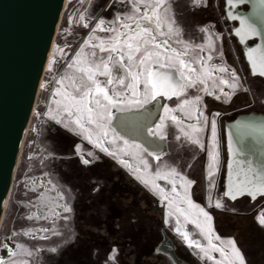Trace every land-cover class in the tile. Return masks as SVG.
I'll return each instance as SVG.
<instances>
[{"label": "snow or ice", "instance_id": "snow-or-ice-1", "mask_svg": "<svg viewBox=\"0 0 264 264\" xmlns=\"http://www.w3.org/2000/svg\"><path fill=\"white\" fill-rule=\"evenodd\" d=\"M195 2L197 5L201 4V0H195ZM227 2L230 7H235L237 4L244 3L245 0H227ZM261 2L264 3V0ZM130 4L129 12L117 15L111 21L98 19L93 34L84 41L85 47L90 46L94 51L86 54L85 47H81L75 58L66 65L67 69L72 70V74L65 72L53 77L59 87L52 95L58 99H54L55 109L50 110L46 115L56 124L62 125L76 135L83 136L100 152L116 158L117 162L127 168L136 180L150 187L154 192L158 191L167 201L168 207L173 210L170 215H175L176 233L182 237L189 248H196L210 264H246L245 257L236 242L232 239L222 240L215 233L213 217L204 207L192 200L190 189L194 182L187 179L176 167L158 164L153 170L144 155L160 161V154L149 151L141 144H130L117 133L112 124L113 109L124 111L131 105L142 107L156 101L158 97L168 99L183 97L177 108L164 107L163 111L165 114L181 112L189 119L195 117L197 124L188 125L189 130L183 127L180 130L191 144L198 146L201 150H205V145L201 143L199 133L206 128L209 129L210 143L207 150L206 178L214 187L216 181L213 177L220 167L217 121L212 119L209 126L208 117L204 115L200 106L201 95L197 94L189 99L188 90L196 89L197 92L212 95L213 92L208 87V81L212 80L214 88L223 85L235 92L241 87L240 78L234 70H229L224 65L210 64L213 59L211 53L215 51L211 37L207 45L209 55L206 59L203 56L189 55L196 49L200 52L205 51V46H193L182 39L181 29L176 26V21L171 15L170 0H130ZM229 18L239 20L240 27L236 29L235 34L240 38L241 43L260 35L257 26L249 18L231 12ZM79 19L84 21L85 16L81 14ZM259 19L261 23H264V15ZM69 22L71 23V20ZM87 26L84 24V27ZM201 31L208 32L207 29H201ZM97 32L106 33L107 37H100L96 35ZM173 45L182 47L178 48ZM96 49L99 54L95 51ZM56 51L61 55L64 53L62 48ZM247 58L252 66L253 75L264 77V44L248 48ZM55 63V59L49 61V71H52ZM194 65L199 67H194ZM116 69H119V74L115 71ZM217 72L226 73L229 79L215 77L214 73ZM101 77L103 79H100ZM77 78L80 79V84L76 83ZM216 79H219V85L216 84ZM220 92L230 99V93L224 92L223 88H220ZM167 118L175 125L183 124V121L176 115H170ZM165 126V118L161 117L155 129L148 128V134L165 139ZM236 128L237 142L240 146L233 147L230 135L229 153L232 159L228 163L227 191L224 195L232 200L244 194L252 198L257 195L264 196V160L259 163L253 161L251 158L253 145L249 141V137L255 140L257 133L264 137V125L242 123ZM118 141L122 142V147L117 145ZM105 145L116 147L113 150ZM79 151L80 149L77 148V152ZM87 155L93 156V153L88 152ZM122 157H131L137 161V166L133 167L129 160ZM93 158L95 159L94 156ZM81 161L84 165L90 164V161L83 157ZM161 180L171 186L170 192L157 183ZM57 198L62 200L63 196L58 195ZM39 200L43 207L48 208L45 219H48L49 215L59 218L60 213L55 211L57 207H62L64 212L71 211L67 205L51 204L44 193L40 195ZM209 200L211 201V197ZM214 206L220 209L223 204L220 200H216ZM181 217L199 230L206 245L191 239L190 233L181 229ZM33 218L39 219L36 213L28 217L29 220ZM258 223L264 226V216L258 219ZM42 231L48 232L49 229ZM52 231L56 234L54 229ZM30 234L25 233V235ZM41 239H46V237L42 236ZM16 248L20 252L9 250V257H16L18 254L29 257L33 255L21 244H17ZM51 251L55 252L56 249L53 248ZM213 253H218L219 258L217 259ZM0 264H27V261L0 259Z\"/></svg>", "mask_w": 264, "mask_h": 264}, {"label": "flooded vegetation", "instance_id": "flooded-vegetation-1", "mask_svg": "<svg viewBox=\"0 0 264 264\" xmlns=\"http://www.w3.org/2000/svg\"><path fill=\"white\" fill-rule=\"evenodd\" d=\"M170 2L172 5L171 15L176 21V26L181 29L182 39L193 46L204 45L205 49L208 51L207 45L209 42V37H211V41L215 48V51L211 53L213 59L210 61V64L224 65L228 67L229 70H234L237 76L240 78L241 87H239L235 92H232L231 89L228 90L231 92L232 95L244 93L245 96L248 97V101L246 103L234 105L232 107L223 109L220 106L224 105L226 99L219 91L211 89V87L208 86L209 89L213 92L212 95H207L204 92H201L202 101L200 106L203 109L205 116L208 117L209 126L211 122V113H214L213 119L217 121L220 167L218 173L213 177V179L216 181L215 186H208L206 184V179L203 171V167L206 161V140L207 134L209 132V129L206 128L204 130L202 138L201 135L199 136L200 140L205 145V150H201L199 167H197L196 170H193V168L195 167L194 163L199 156L200 150L198 148H195V145L191 144L187 140L188 144L184 146L185 149H183L181 153H186L188 151L186 148L190 146L194 147V149L191 148L193 149V153H190V155L186 154V156L191 157V159L182 164L181 168L184 172L182 174L187 179L192 180L194 183V175H199L200 192L198 194L194 192L193 184L192 188L190 189L191 198L195 203L199 204L201 207H204L205 210L208 211L209 214L213 217V226L215 233L219 235L222 240H234L238 248L241 250L242 255L245 257L246 264H264V226H261L258 223V219L264 216V196H260L254 200H250L247 197L229 200L223 195V175L226 158L223 136L224 123L226 121L231 120L239 113H245L250 111L264 113V111H258L255 108H247L252 103L250 92L251 94H253L255 91L258 90L259 84H264V79L262 77L258 75H253V71L249 67L244 55V51L247 50L246 48L251 47L256 42V38L253 37L246 40L244 43H241L240 38L235 34L236 29L239 26L238 20H232L229 18L230 12L235 15H238L240 11H246L248 5L246 3H240L237 4L235 7H230L227 0H201L200 5H197L195 0H170ZM97 6V8H94L95 10H92V12H94L90 13L88 21L89 25L78 32L79 40L75 43L74 48L70 51V53L66 54V57L62 60V64L59 70L56 71L52 77H49L47 84L45 85L43 105L38 109V116L41 118L40 122L45 123L44 127L48 139L54 144L57 150H60L62 152L64 151L63 155H68V158L71 159L69 166L73 165L74 168L78 169L79 172H83L85 180L90 184H93L91 191L84 197L82 194L78 193L81 192L80 189L78 191V188L75 187V185H71L69 181H64L65 185L69 187L75 194L74 203L72 206V210L74 212L73 216L75 217L73 225L76 226L79 222H82V218H80L79 216L83 215V207L92 206V210L90 213L91 219L88 220L90 224L94 223V225L97 227L103 225L106 230H108L110 235H114L116 232H118L119 235H117V239L121 238L122 240L118 242L117 239L113 238L111 240V244H108L109 242L105 241V244L102 245L101 250H99V240L96 239L94 240V242H92L91 240H88V237H82L81 235L74 234L72 240L67 246L63 247L59 251L50 252L52 254H59V260L61 264H98V261H96V259L99 258L98 254L102 256L103 262H100V264H128V262L124 259V256L134 251L137 257L140 254H144L143 251L147 253V246H149L151 243L148 239L146 228H144L142 231L136 230L135 234H132L131 230L134 227H142L143 225H145V211L148 208L146 205L141 207L140 204L136 202H129L125 204H119L118 208H115L113 207V203H104L107 212L104 214L102 219H100L99 217L98 206L101 205L102 200H105L106 196L107 200L111 198L109 195V190L111 188L109 186H101L98 184L97 181L94 185V183L90 180H87V178L91 179L95 177V173L92 171L95 165H98L103 161L104 164L106 163V165L116 164V160L113 157L105 155L99 150H97V148H95L92 143L85 142L81 138V136L76 135L74 132L65 129L62 125L56 124L55 121L48 119V116L45 114L48 101L50 100V98H53L52 94L57 88L56 82L53 77L61 75L65 72H68L69 74L72 73V71H69L70 69H67L66 65L70 62V60L73 59L72 56L74 55V52L80 49L81 46L84 44L83 41L85 40L87 33H89L90 35L93 34V25L100 18H103L106 21H111L117 15H123L131 10L130 0H99L97 1ZM141 11H143V8H141ZM201 29H207L208 32H202ZM96 35L100 37L107 36L106 33L100 32H97ZM173 46L175 47V45ZM52 52L53 48L51 50L49 59L52 55ZM214 76L229 79L226 73L217 72L214 73ZM217 82L219 84V79H217ZM76 83H81L79 78H77ZM195 91L197 90L189 89L188 93L192 95V97H194L193 93ZM216 96H219L220 98L216 99ZM178 100L179 99L175 97H173L172 99L166 98L160 109L162 114L164 115V107L170 108L171 104L177 102ZM153 102L154 101L150 102L149 104H152ZM149 104L144 105L142 107L131 105L127 107L126 110L142 109L143 107H146ZM35 109L36 107L34 108L33 105L30 118ZM114 110L115 109L112 110V124L116 128L120 116L114 114ZM194 120L195 119L188 120V123L193 122ZM155 128L156 125L153 129ZM37 129H39V124ZM117 132L121 133L120 131ZM93 139H95V137H93ZM76 144L84 145L85 147H87L88 152L93 153L95 159L93 158V156H91L90 159L92 161L89 165H84L79 155L75 154L74 146ZM192 154L194 155L191 156ZM155 162L157 161L155 160ZM174 162L177 163V165L175 166L176 168L180 167V161H178V159H175ZM64 171V168L60 167L59 174ZM126 174L129 177H132L131 174ZM72 182L74 184V182L76 183V180L72 179ZM151 196L155 202V204L153 205V210L159 213L160 223L158 227L157 225H155L152 228V231H149L150 234L156 230H158L160 233V229L162 228L165 233L171 238L172 242L175 241L174 239H176L180 243V245H182L183 249L188 255V257L181 255L175 250L174 246L175 253L180 258H182L189 264H204L190 251L189 248H187L184 241L182 242V240H178L177 237L174 238V235L165 224L162 209L158 207L157 198L154 195ZM206 196L208 197L209 205L211 204V206L206 205ZM209 197H211V201L209 200ZM145 198L146 197L144 196L143 199L145 200ZM216 200H220L222 202V208L217 209L214 206ZM84 209L88 210V208ZM218 215L246 218L247 223L243 226H237L232 222L228 223L235 234H224L221 229V225L219 226L216 223V217ZM159 240L154 237L151 238V241H153L154 243L150 246L151 254H156L153 251V247ZM73 242H77L78 245L72 248L71 245ZM80 242H84L86 244L83 245L82 243L80 244ZM130 244L134 246V251H132L131 248H129L127 252L124 251L125 246L129 247ZM70 246L71 248L69 249L68 247ZM112 248L114 250L113 252H110V249ZM42 253H45V251H43ZM109 254L110 259H108ZM156 255L160 256L159 254ZM216 255L217 254L215 253L214 256L216 257Z\"/></svg>", "mask_w": 264, "mask_h": 264}, {"label": "rangeland", "instance_id": "rangeland-1", "mask_svg": "<svg viewBox=\"0 0 264 264\" xmlns=\"http://www.w3.org/2000/svg\"><path fill=\"white\" fill-rule=\"evenodd\" d=\"M97 1L99 0H67L66 4L64 6V9L62 11L60 20L58 22V26L56 28L55 36H54V42H53V52L49 59H55L56 63L53 65L52 71H49V61L45 65V69L42 75V79L39 84L38 92L36 95V102L34 104V108L36 107L35 111H33L30 121L28 123L24 139L22 142L18 162L16 164V168L13 174L11 186L8 192V197L6 200V205L4 208V213L1 219L0 223V259L3 260H16L18 262L27 261V264H61L59 260V254H52L51 249L55 248L56 251H59L63 247L67 246L69 242L72 240L74 234L81 235L82 237H88V240H91L94 242V240H99L98 243L100 245L99 250H101L102 245L105 244V241H108V244H111V240L117 239V235H119L118 232H116L114 235H110L108 230L101 225L100 227H97L93 224H90L88 221L91 219V207L92 206H85L83 207V215L79 216L82 218V222H79L76 226L73 225L75 217L73 216L74 212L72 210V206L74 203V192L65 185L64 181H69L71 185H75V187L78 188V191L80 189L81 192H78L82 194L84 197L87 195L91 189L93 184H90L85 180L84 173L79 172L78 169H75L74 166L70 165L71 159L68 158V155H63L64 151L57 150L54 146V144L48 139L47 133L45 130V123L40 122L41 118L38 116V109L43 105V98H44V90L45 85L47 84V81L49 77L53 76L56 71L59 70L62 60L66 57L67 53H70V51L74 48L75 43L79 40V31L84 27V24L89 25V17L90 13H93L92 10H95L94 8H97ZM83 14L85 16V20L81 21L79 19L80 15ZM93 15V14H92ZM71 20V23L69 22ZM97 23V22H96ZM95 23V24H96ZM93 25V28L95 26ZM90 36L89 33H87V36L85 40L88 39ZM107 37V36H103ZM84 40V41H85ZM83 41V42H84ZM98 42V41H96ZM81 47H85L83 44ZM178 48H181L182 46H176ZM58 48L64 49L63 55H61L56 50ZM80 49L76 50L74 52V55L72 58H75L76 53ZM94 49H92L90 46L85 47V53L90 54ZM95 51L98 52V49ZM55 53V55H54ZM106 55V54H105ZM190 56H203L205 59L209 55V51L205 49V51L200 52L199 49H196L194 52L189 53ZM72 59V60H73ZM70 60V62L72 61ZM69 62V63H70ZM194 67H199L198 65H194ZM72 71V70H69ZM117 74H119V69L115 70ZM72 74V73H71ZM100 79H103L102 77ZM216 84H218L216 79ZM57 87H59L58 84H56ZM208 86L211 87V89H215L220 92V88H223L224 92L230 93V99L225 97V102L222 107L223 109L232 107L234 105H239L246 103L248 101V97L245 96L244 93L241 94H235L232 95L231 92L228 90L229 88L224 87L223 85H219L218 87H213V81H208ZM221 93V92H220ZM194 96L199 94L201 95V92L195 91ZM251 105H249L247 108H255L258 111H264V84H259V88L257 91H255L253 94H251ZM192 95L188 93V98L191 99ZM54 99L56 98H50L48 101V105L45 111V114H47L50 110L55 109L56 105L54 103ZM183 98L179 99L177 102L171 104L170 108H177L179 103L181 102ZM170 115H176L179 117L180 120L183 121L182 125H175L173 124L167 117ZM205 115V113H204ZM214 113H211V119H213ZM163 117L165 118V128L164 133L165 135L170 138L168 139V149L167 154H175V157L180 161V167H177V170L181 173H184L182 171V164L189 161L191 157L186 156V154L193 153L192 150L194 147L190 146L186 149L188 150L186 153L182 154L181 151L185 149L184 147H174L172 144L175 143L174 140H171L173 135H177L179 137V142L183 144H187V138L184 137L183 132L180 130L181 127H183L185 130L188 129V125L197 124V120L193 122H187L184 121L182 118L181 112H175V113H169L164 114ZM202 119V118H201ZM39 124V129H37ZM173 127H179V131L175 130L173 132L170 130L171 126ZM204 134V131H201L199 133V136L201 135V138ZM81 138L88 142L87 139H85L83 136ZM202 143V141H201ZM210 143V131L207 134V140H206V161L203 167L206 184L208 186L211 185V181L208 180L207 177V150L209 148ZM118 146H123L122 142H117ZM107 147L115 149V145H105ZM77 148L80 149L79 152H77ZM193 148V149H191ZM195 148H198L199 156L196 159L194 163L193 170H196L197 167H199L200 164V157H201V149L195 145ZM98 150V149H97ZM185 151V150H184ZM74 152L76 155H79L80 159L83 157L84 159H88L90 162L92 161L90 159L91 156H88V149L82 144H76L74 146ZM103 153V152H102ZM105 154V153H103ZM106 155V154H105ZM166 155L165 157L161 158V161L155 162V160L152 157L144 155V158L149 161V164L153 170L156 169L157 165L160 164L161 166L169 165L172 167H175L177 165L176 162H174V159L172 156ZM192 154L191 156H193ZM124 159H127L130 161L133 167L137 166V161L132 159L131 157H122ZM117 162V159L114 158ZM64 168V172H61L59 174V169ZM95 173V177L88 179L96 184L97 181L99 185L101 186H109L111 189L110 191V199L107 200L105 197V200H102L101 205L98 206V213L100 219L103 218L104 214L107 212L105 208L104 203H113V207L118 208L119 204H125V203H138L141 207L145 205V202L143 200V197H147V193L154 195L157 198L158 201V207L162 209V214L164 217V221L166 226L169 228V230L174 235V238L177 237L178 240H182V237L178 235L175 231L176 227V218L175 215H170V213L173 212L172 209L168 207L167 201L158 193V191L154 192L150 189V187L144 186L142 183H140L138 180H136L133 175L132 177H129L126 173H129V170L123 166H121L118 162L116 164H104V161L102 163H99L98 165H95L92 170ZM88 172V171H86ZM197 173V172H196ZM187 175V172H186ZM73 180H76V183L72 182ZM194 192L198 194L200 192V180L199 175H194ZM157 183L160 184L161 187H163L166 191L170 192L171 186L167 184L165 181H157ZM43 185V187H41ZM177 187L179 190V181L177 182ZM97 188V187H96ZM35 189V191L33 190ZM44 193L49 198L51 204H61V205H67L71 211L70 212H64L62 207L55 208V211L60 213L59 218H55L54 216L49 215L48 219H45L44 216L46 213H48V208L43 207V205L40 204L39 197L40 195ZM77 193V192H76ZM58 195H62L63 199H58ZM148 197L151 201H148V205L150 207H153L155 204L152 196ZM199 196V195H198ZM147 201V200H146ZM206 205H209L208 197L206 196ZM183 207V205H182ZM84 208H88V210H85ZM33 213H36V216L39 217L33 218L31 220L28 219L30 215ZM216 223L220 225L233 223L237 226H243L247 223L246 218H239V217H229L225 215H218L216 217ZM181 220V229L186 230L190 233L191 239L199 241L201 244L206 245L205 239L200 235L199 230L196 229L192 224H189L183 220V217L180 218ZM167 221V223H166ZM96 223V222H95ZM43 229H49L48 232L42 231ZM55 230L56 234H53L52 230ZM31 233L30 235H25V233ZM235 234L234 231L231 229L229 231L230 234ZM92 234V235H91ZM42 236H45L46 239H41ZM74 240V239H73ZM118 242L121 241V238L117 239ZM174 246L175 250L180 253L181 255L188 257L185 250L183 249L182 245L174 239ZM88 242V241H86ZM85 245L86 243L80 242V244ZM186 244L187 248L188 245ZM17 244L23 245L25 249L28 251H31L33 253L32 256H26L23 254H18L16 257H9L8 251H16L20 252L16 248ZM7 245V247H5ZM77 242L72 243V248L77 246ZM147 246V253L143 251L144 254H140L138 257L134 251V246L130 244L129 247L125 246L124 251H128L129 248H131L132 251L126 256H124V259L128 262V264H168L165 260H163L161 257L157 255H153L150 253L151 249L150 246ZM68 247L69 249L71 248ZM192 253H199V251L196 248H189ZM103 250V249H102ZM113 248L110 249V252H113ZM45 251V253H42ZM150 253V254H149ZM216 258H219V254L216 253ZM99 258L96 259L98 261V264L102 261V256L98 254ZM108 259H110V254L108 255ZM136 259V262H135ZM197 264V263H195Z\"/></svg>", "mask_w": 264, "mask_h": 264}, {"label": "water", "instance_id": "water-1", "mask_svg": "<svg viewBox=\"0 0 264 264\" xmlns=\"http://www.w3.org/2000/svg\"><path fill=\"white\" fill-rule=\"evenodd\" d=\"M244 3L248 8L246 11H240L238 16L249 18L257 26L260 35L254 37L256 42L251 46L257 47L264 44V23L259 19L264 15V3L261 0H245ZM63 5L64 0H0V223L39 81L45 69L49 47L54 42ZM238 25L239 28V20ZM247 50L244 51V55L252 70L247 58ZM165 99L159 97L144 109L127 113H133L135 117H128L131 119L130 122H117L116 129L121 133L126 126L134 130V133L141 136L143 147L152 151L151 148L154 149L151 145L152 138L158 137L149 135L147 129L158 120ZM149 110H153L152 116L147 114ZM242 123L264 125V113L252 111L239 113L224 123L226 158L223 195L227 191L228 163L232 159L229 153V136L231 135L233 147H239L236 126ZM255 135V140L249 137L253 145L251 158L259 163L264 160V137L259 133ZM158 139L159 151H163V139ZM260 196L252 198L244 194L236 199L247 197L254 200ZM160 234V240L153 247L154 253L161 255L169 264H189L175 253L171 238L162 228Z\"/></svg>", "mask_w": 264, "mask_h": 264}, {"label": "crops", "instance_id": "crops-1", "mask_svg": "<svg viewBox=\"0 0 264 264\" xmlns=\"http://www.w3.org/2000/svg\"><path fill=\"white\" fill-rule=\"evenodd\" d=\"M54 107V106H53ZM53 107H52V109H53ZM147 107V106H146ZM145 107H143L142 109H144ZM138 110H141V109H127V110H124V111H116V110H114V114H117V115H119L120 116V118H119V120H118V122H120V121H122V122H130L131 121V119H129L128 117H130V116H133V117H135V114H127V113H131V112H135V111H138ZM146 113V112H145ZM147 114L149 115V116H152L153 115V110H149V112L147 111ZM165 114V113H164ZM182 118L184 119V121H187V120H191V119H194L195 117H193V118H191V119H189V118H187V117H185L183 114H182ZM123 117V120H121V118ZM161 117H163V114H162V112L160 111V114H159V117H158V120L152 125V126H150L149 128H154L155 127V125H157V124H159L160 123V118ZM139 122H141V121H139ZM171 126V128H170V130H172L173 132H175V130H177V131H179V129L177 128V127H173V125H170ZM116 131H119V129H116ZM134 130H132V129H130V128H128L127 126H126V129H124V131L122 132V133H119V132H117L118 134H120L122 137H123V139H126V140H128L129 142H130V144L131 143H138V144H141L142 146H143V142L141 141V136L140 135H137V133H134L133 132ZM147 133H148V129H147ZM152 136H155V135H152ZM156 137H158V136H156ZM159 138V137H158ZM158 138H152V144L151 145H153L154 146V149L153 148H151L152 149V151H155V152H158L159 154H160V156H161V158H163V157H165L166 155H168L166 152H167V149H168V139H170V138H168L166 135H165V139H163V142H162V144H163V151H159V139ZM171 140H174L175 141V143H173L172 145L174 146V147H184V146H186L187 144H183V143H180L178 140L179 139H177V135H173L172 136V138H171ZM150 151V150H149ZM168 156H172V158L175 160V159H177L176 157H175V154H173V152L171 153V154H169ZM161 161V160H160ZM192 252V251H191ZM201 262H203L204 264H210V262L209 261H207L205 258H203V256H202V254L201 255H199V254H197V253H193Z\"/></svg>", "mask_w": 264, "mask_h": 264}, {"label": "trees", "instance_id": "trees-1", "mask_svg": "<svg viewBox=\"0 0 264 264\" xmlns=\"http://www.w3.org/2000/svg\"><path fill=\"white\" fill-rule=\"evenodd\" d=\"M148 197H150V194H148L147 193V197L145 198V200H144V202H145V205L148 207L147 208V210L145 211V216H146V223H145V225H143L142 227H134V228H132L131 230H132V234H135L136 233V230H140V231H142L144 228H146L147 229V235H148V239L150 240V244H154L153 243V241H151V238H157L158 240H159V238H160V233H159V231L158 230H156V231H153L151 234H150V230L152 231V228L155 226V225H157V227H158V225H159V223H160V215H159V213L158 212H155L154 210H153V207H150L149 205H148V201H151ZM147 200V201H146ZM221 229H222V231H223V233L224 234H228L229 233V231L232 229L231 227H230V225L229 224H222L221 225ZM154 233V234H153ZM153 255H156V254H153ZM159 257H161L163 260H165L168 264H169V262L165 259V258H163L161 255L159 256Z\"/></svg>", "mask_w": 264, "mask_h": 264}, {"label": "bare ground", "instance_id": "bare-ground-1", "mask_svg": "<svg viewBox=\"0 0 264 264\" xmlns=\"http://www.w3.org/2000/svg\"><path fill=\"white\" fill-rule=\"evenodd\" d=\"M66 1L67 0H64V5H65V3H66ZM64 5H63V7H64ZM53 42L51 43V45H50V47H49V50H48V54H47V57H46V64H47V62H48V59H49V56H50V54H51V50H52V48H53ZM39 84H40V82H39Z\"/></svg>", "mask_w": 264, "mask_h": 264}, {"label": "built area", "instance_id": "built-area-1", "mask_svg": "<svg viewBox=\"0 0 264 264\" xmlns=\"http://www.w3.org/2000/svg\"><path fill=\"white\" fill-rule=\"evenodd\" d=\"M66 4V3H65ZM65 6V5H64ZM63 9H64V7H63ZM63 9H62V11H63ZM62 14V13H61ZM61 17V16H60ZM60 20V19H59ZM58 26V25H57ZM44 72V71H43ZM42 78V77H41ZM40 81H41V79H40ZM39 81V82H40ZM38 87H39V85H38ZM215 253H213V255H214Z\"/></svg>", "mask_w": 264, "mask_h": 264}]
</instances>
